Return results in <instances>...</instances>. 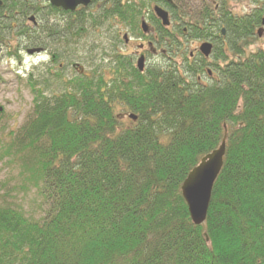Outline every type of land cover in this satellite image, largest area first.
<instances>
[{
	"label": "trees",
	"instance_id": "16d2710c",
	"mask_svg": "<svg viewBox=\"0 0 264 264\" xmlns=\"http://www.w3.org/2000/svg\"><path fill=\"white\" fill-rule=\"evenodd\" d=\"M221 1L189 32L213 42L208 61L184 54L141 73L116 52L114 29L108 65L73 68L74 54L56 52L51 66L19 74L33 107L0 137V162L18 177L1 186L0 264H264V48L251 50L264 0L243 15ZM0 2V55L7 47L10 58L43 47L49 17L56 33L65 15L84 42L94 28L147 15L144 2L128 0H92L74 13L44 0ZM14 32L22 43H11ZM161 33L170 53L177 41ZM226 132L207 220L196 226L182 186ZM20 193L41 199L40 219L15 202Z\"/></svg>",
	"mask_w": 264,
	"mask_h": 264
},
{
	"label": "rangeland",
	"instance_id": "374dc122",
	"mask_svg": "<svg viewBox=\"0 0 264 264\" xmlns=\"http://www.w3.org/2000/svg\"><path fill=\"white\" fill-rule=\"evenodd\" d=\"M128 1H135L141 3L144 2L147 6L146 9H148L149 11H152V8L154 6V3L151 0ZM180 1H182L181 5L186 7L184 12H186V14L188 15V20L195 21L203 15V8L205 5L204 3H202V0ZM253 4V0H230L229 6L237 14L243 15L253 9ZM211 6L213 7V5ZM14 26L17 27V24ZM112 29H122V38L123 34L129 33V30L126 29L124 26L121 27V25L120 27H117L113 24ZM16 32L12 33L11 36V43L14 45L16 43L19 44V42H21ZM106 32V30H92L91 32H88V34L86 35V40L84 42H82L80 39L77 40V36L75 35H73L72 37L71 35H67L63 38V43L66 44L67 42H69L67 48H71L73 50L68 49V51L76 52V54H74L76 56V60L81 63L83 62L82 67L85 70H91L94 69L95 65L102 62L103 60L106 61L104 63L107 65L111 63V57L113 56L112 52H115V50L114 47L112 48L113 45L110 43L108 38L110 34ZM261 35L262 36L260 41L257 42L256 45L251 48V50H255L257 49V47L264 48V30H262ZM129 43L130 45L128 46V48L124 47L125 44H122L120 46L121 52L117 50L118 53H127L125 52L126 49H128V52H131L133 50L137 51L140 48L141 44L146 45V42L140 41H130ZM196 45H199V43L196 42L195 46ZM3 49L4 54H6L7 56L3 57L2 55H0V74L2 77V80L0 81V109L3 110V115L0 113L1 138L4 137V132L10 131V129H16L21 124H23V122L27 118V115L29 114V111H31L33 107V97L30 93V90L26 88L25 81L20 80L19 74H28V72H30L32 67H34L35 65H39L42 62L48 61V57L44 55V53L32 56L28 55L24 50L16 52V54L20 57L17 58L14 56L10 58L9 55L6 53L7 47H3ZM108 76H111L110 72L108 73ZM4 164L5 162H0V191L2 183L15 176V178L9 183V186L13 187L15 183L14 180L18 179V177H16L17 172H12L10 168L4 167ZM15 198L16 203L21 204L22 202V206L25 212L33 219H40L44 215L42 201L39 197L35 196V193L27 195L26 198H24L23 193H20Z\"/></svg>",
	"mask_w": 264,
	"mask_h": 264
},
{
	"label": "flooded vegetation",
	"instance_id": "af4514ba",
	"mask_svg": "<svg viewBox=\"0 0 264 264\" xmlns=\"http://www.w3.org/2000/svg\"><path fill=\"white\" fill-rule=\"evenodd\" d=\"M154 3V6L152 8V11H149L146 9V5H144L145 9L143 10L147 15H142L140 18V21H138L136 24H124V27L129 30V33L123 34V45L124 47H127L130 45V41H140V42H146V45L141 44L140 48L137 51H131L128 52V49H126L125 52L120 54L124 57H127L134 66L137 67L139 70V62L141 60H144V69L143 71H140L141 73H144L146 69H148L149 66L154 65L155 63L161 65L162 63L170 61H176L177 63H181L182 57H184V54H188V58L193 61H202V60H209V57H206L201 49L204 44H209L211 46L213 45V42L210 39L207 40H194L192 38L193 33H189L193 27L197 26L195 21H189L188 17L186 20L188 22L183 21L184 15L186 14L184 6H182L180 0H151ZM202 3H204L203 11L205 13H208L211 10V5H213L214 9L213 12L217 13L220 11V6L222 5L221 0H202ZM2 5V4H1ZM47 5H50L47 3ZM51 6V5H50ZM150 7V6H149ZM52 7L46 9L52 10ZM54 8V7H53ZM160 8L163 11H165L169 15V25L165 26L160 20L156 13L155 9ZM62 10V9H60ZM65 12V11H64ZM71 13V12H67ZM74 13V12H73ZM49 15L46 14V17ZM59 23H58V30L56 33L52 32L50 30V27L55 26L56 22L55 18L53 20L52 18H48V24L45 30V37H44V45L42 48L32 47L26 50V53L28 55H40L44 53L48 57V61L46 62V65L51 66L53 58H55V53L60 52L66 55L68 53L70 56L72 54H76V52L68 51V49L73 50L71 48H67V45L63 43V38L67 35H73L77 36V31L71 32L69 29L67 30L66 27L69 25L65 23L66 16L60 15L58 16ZM53 20V21H52ZM30 21L32 23L28 22L30 25H37L35 24V19L32 17L30 18ZM52 26H51V24ZM200 25V24H199ZM205 25V24H204ZM202 26V25H200ZM70 27V26H69ZM106 27L107 32L110 35L114 31L113 23H109L108 25H105L101 28L103 30ZM93 31L99 30V28L92 29ZM90 30L89 32H91ZM161 31H165L169 36L174 37V42L177 41V44H174L176 47H173L171 49V52H168L166 45L162 43V33ZM189 33V34H188ZM223 36H225V31H222ZM55 35L58 36L57 39H54ZM199 43V45L195 46V43ZM194 44V45H192ZM178 47V48H177ZM113 48V46H112ZM177 48V49H176ZM118 51L121 52L120 49ZM117 51V52H118ZM30 52H33L30 54ZM75 57V55H74ZM75 62L73 64V68H81L82 64L81 62L78 63L76 59L74 58ZM163 60V61H162ZM154 61V62H153Z\"/></svg>",
	"mask_w": 264,
	"mask_h": 264
},
{
	"label": "water",
	"instance_id": "95a60500",
	"mask_svg": "<svg viewBox=\"0 0 264 264\" xmlns=\"http://www.w3.org/2000/svg\"><path fill=\"white\" fill-rule=\"evenodd\" d=\"M45 1L56 9H62L65 12L71 13L80 7L88 8L92 4V0ZM155 13L165 26L169 25V15L165 11L156 8ZM259 35L261 36V31H259ZM201 51L206 57H209L212 52V46L204 44ZM32 53L30 52V54ZM138 66L139 70L143 71L144 60H141ZM130 118L133 120L137 119L134 115H131ZM227 139L228 135L226 132L220 147L201 160L200 164L188 175L182 186L183 198L188 206L191 220L196 226L204 225L207 220L214 185L224 166Z\"/></svg>",
	"mask_w": 264,
	"mask_h": 264
}]
</instances>
